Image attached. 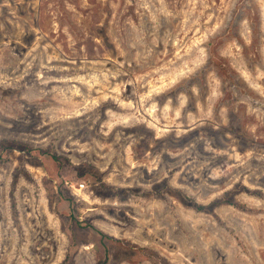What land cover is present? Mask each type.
Instances as JSON below:
<instances>
[{"label":"rangeland","instance_id":"1","mask_svg":"<svg viewBox=\"0 0 264 264\" xmlns=\"http://www.w3.org/2000/svg\"><path fill=\"white\" fill-rule=\"evenodd\" d=\"M0 264H264V0H0Z\"/></svg>","mask_w":264,"mask_h":264},{"label":"built area","instance_id":"2","mask_svg":"<svg viewBox=\"0 0 264 264\" xmlns=\"http://www.w3.org/2000/svg\"><path fill=\"white\" fill-rule=\"evenodd\" d=\"M86 183L85 182H81V183H77V184H75V183H71L70 184V187L72 188V190L74 191V192H77V190L78 191H83L85 188H86Z\"/></svg>","mask_w":264,"mask_h":264},{"label":"trees","instance_id":"3","mask_svg":"<svg viewBox=\"0 0 264 264\" xmlns=\"http://www.w3.org/2000/svg\"><path fill=\"white\" fill-rule=\"evenodd\" d=\"M235 205H240V204H235ZM209 206H204V205H199L198 206V209L201 210V211H205L208 209ZM240 207V206H239ZM101 235L104 237V238H108V236H106V234L104 232H100Z\"/></svg>","mask_w":264,"mask_h":264},{"label":"bare ground","instance_id":"4","mask_svg":"<svg viewBox=\"0 0 264 264\" xmlns=\"http://www.w3.org/2000/svg\"><path fill=\"white\" fill-rule=\"evenodd\" d=\"M78 191V190H77Z\"/></svg>","mask_w":264,"mask_h":264}]
</instances>
